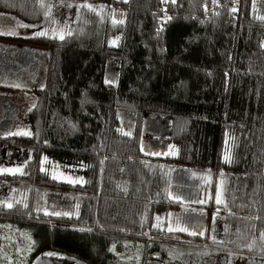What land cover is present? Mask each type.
<instances>
[{
  "label": "trees",
  "instance_id": "16d2710c",
  "mask_svg": "<svg viewBox=\"0 0 264 264\" xmlns=\"http://www.w3.org/2000/svg\"><path fill=\"white\" fill-rule=\"evenodd\" d=\"M73 1L82 3L75 31L25 38L48 51L46 79L31 92L32 132L0 140L29 147L31 157L24 172L0 173V183L29 188L30 202L0 207V220L29 230L32 254L114 264L113 248L157 234L155 216L174 207L171 172L181 167L210 175L204 188L227 224L225 245L264 254V18L254 0ZM88 2L124 11L117 44L110 16ZM0 12L47 19L41 0H0ZM110 58L118 61L114 83L106 81ZM121 111L137 116L129 134L119 128ZM146 114L169 119L174 155L143 152ZM44 153L86 160V181L54 178L42 169ZM44 190L73 194L79 213L34 210Z\"/></svg>",
  "mask_w": 264,
  "mask_h": 264
},
{
  "label": "flooded vegetation",
  "instance_id": "af4514ba",
  "mask_svg": "<svg viewBox=\"0 0 264 264\" xmlns=\"http://www.w3.org/2000/svg\"><path fill=\"white\" fill-rule=\"evenodd\" d=\"M32 35L36 34L26 31L19 25L16 26L14 20L0 14V140L12 135H23L13 133L20 117L24 125L25 117L20 105L29 103L30 97L36 100V96L31 95L32 90L36 91L45 84L47 69L44 83L41 85L45 67L43 48L25 42V38ZM151 127L149 124L147 131H142L140 140L141 147L144 143L149 144L150 148L146 152L148 155L161 150L157 140L143 135L152 132ZM153 127L156 130L153 133L161 132L158 127ZM4 147L12 148L16 145L0 141V165L6 153ZM195 183V180L187 176L182 177L173 169L169 193L175 205L164 214L172 212L178 219L175 220L173 217L170 227L168 222L161 226L155 225L154 222L157 234L148 240L126 241L123 252L128 249L125 248L127 243H131L134 253L122 260L116 257L114 264H264V254L238 252L225 245L226 233L217 235L219 230L217 214L220 212L214 210L210 204L206 189H196ZM28 192L27 201L30 198V189ZM15 204L23 203L18 201L9 206L0 200V207L10 208ZM8 224L10 223L0 220V228ZM1 239L0 235V245ZM39 256L40 254L29 255L26 264H34ZM44 257L55 264H76L67 261L64 255L44 253ZM0 264H4L1 251Z\"/></svg>",
  "mask_w": 264,
  "mask_h": 264
},
{
  "label": "rangeland",
  "instance_id": "374dc122",
  "mask_svg": "<svg viewBox=\"0 0 264 264\" xmlns=\"http://www.w3.org/2000/svg\"><path fill=\"white\" fill-rule=\"evenodd\" d=\"M41 3L46 11L47 19L41 23H28L25 22L12 14L0 12V14L6 16L8 19L15 21L16 26H21L26 29V31L32 34H47L53 37H64L67 34L75 31L77 28V22L80 18V6L81 2L73 0H41ZM89 7H92L98 10L101 15H109L113 24L115 25V31L112 35L110 42L111 44H117L120 38V28L124 21V11L121 8H110L108 9L105 5L87 3ZM253 9L255 15L258 17L264 18V0H254ZM117 27V28H116ZM260 43L264 46V32L260 37ZM44 58L45 67L42 72L41 85L44 83L45 70L48 65V51L42 50ZM118 73V61L110 58L108 60L107 71H106V81L114 83L117 78ZM30 101L25 102L20 105L22 112L25 117L24 125L22 117L19 118L17 125L13 129V133L28 135L32 132V124L28 119L27 115L30 109L34 106L36 100L33 97H30ZM155 116V115H153ZM145 115L143 116L144 120ZM119 118V128L124 133H131L134 125L137 120V116L133 112L121 111L118 115ZM142 120V127H143ZM154 123L158 127L159 133L147 132L143 133L144 137L154 138L161 145V150L158 152L152 153V155H168L172 156L176 153L177 146L169 138V125L170 121L167 118L161 116L154 117ZM149 125V124H148ZM147 125V126H148ZM151 126V125H150ZM158 132V131H157ZM228 139L226 141L225 154L228 156L229 144ZM143 152H147L150 148L148 143H144L141 147ZM145 148V149H144ZM5 154L2 157L3 161L0 165V173H22L25 170L26 163L31 157V149L29 147L16 146L12 148L4 147ZM86 160L81 161H70L65 160L60 157H56L50 153H44L42 157V169L48 171L54 178L63 181H69L72 183H84L86 181ZM176 172L183 176L190 177L195 180V188L202 189L206 181L210 178V175L207 173H201L193 170H187L181 167L174 168ZM175 186V184H173ZM223 181H219L216 188V202L223 203ZM27 187H18L14 185H4L0 184V200L4 201L7 205H12L15 202H22L24 205L27 204L28 198ZM208 194V192H207ZM36 201L34 204V210L44 213L51 214H63V215H77L80 211V204L77 198L70 193H64L54 190H44L37 193ZM217 203V204H218ZM175 217V220L178 217L170 212L167 215L164 213H159L155 216V225L161 226L165 222L170 223L172 218ZM218 221V234L222 235L223 232H227V224L223 219V215L217 214ZM167 226V227H168ZM217 232V231H216ZM1 235V245L0 251L2 255V260L4 264H26L27 257L32 254L33 251V238L29 230L24 229L18 225L8 224L0 228ZM264 236V232H263ZM131 243H127L125 246L126 249L124 252H118L113 248L114 254L117 259L121 260L127 256H130L134 253V249L131 247ZM134 247V246H133ZM122 255V256H121ZM65 259V258H63Z\"/></svg>",
  "mask_w": 264,
  "mask_h": 264
},
{
  "label": "water",
  "instance_id": "95a60500",
  "mask_svg": "<svg viewBox=\"0 0 264 264\" xmlns=\"http://www.w3.org/2000/svg\"><path fill=\"white\" fill-rule=\"evenodd\" d=\"M154 117L155 116H153L151 114H146L145 115L144 120H143V127H142V131L143 132L147 131V129H148L147 125L148 124H150V125L152 124L151 125L152 127L153 126L157 127L155 125L154 121H153ZM152 127H151V131L152 132H156L155 128L153 127L154 128V130H153ZM64 257L66 258L67 261H71V262H74L76 264H89V263H87L85 261L76 259V258L68 256V255H65ZM34 264H55V263L52 262V260H50L49 258L44 257V253H42V254H40V256L38 258H36V260L34 261Z\"/></svg>",
  "mask_w": 264,
  "mask_h": 264
},
{
  "label": "snow or ice",
  "instance_id": "6c2138e0",
  "mask_svg": "<svg viewBox=\"0 0 264 264\" xmlns=\"http://www.w3.org/2000/svg\"><path fill=\"white\" fill-rule=\"evenodd\" d=\"M235 10V9H234ZM10 206V205H9Z\"/></svg>",
  "mask_w": 264,
  "mask_h": 264
}]
</instances>
